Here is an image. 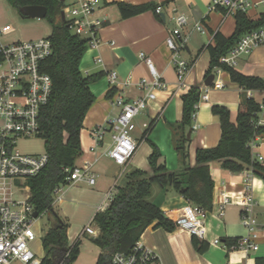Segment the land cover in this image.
<instances>
[{
    "label": "crops",
    "instance_id": "1",
    "mask_svg": "<svg viewBox=\"0 0 264 264\" xmlns=\"http://www.w3.org/2000/svg\"><path fill=\"white\" fill-rule=\"evenodd\" d=\"M73 1L69 0L67 3ZM210 1L100 0L98 2L93 14L94 18L102 22L97 33L98 45L96 48L85 51L79 63V69L84 76L99 74V77L89 85L95 100L83 119L79 134L81 155L75 162V165L82 166L85 161L93 162L94 158H97L91 167V172L96 177L94 185L89 186L84 183L90 189L97 187L96 190L90 191L96 192L97 197L88 203V208L93 213L92 218L97 213V208L103 203L106 190H109L115 181L116 186H119L125 173L131 169L149 172L147 157L151 152L150 147L141 152L139 158L136 152L125 167V172L117 178L123 169L103 155L110 145L109 134L104 136L103 142L98 146L91 137L93 129L104 127L116 115L117 108L112 104L116 94H120L127 100H134L144 97L151 90L154 91V99L137 117L139 128L133 132L132 136L138 147L142 144L140 142L147 143V140L156 145L161 154L160 162L169 171H178L181 168L173 148L172 134L168 125L178 123L181 119L182 95L194 85H198L200 91H204V75L209 66V54L206 48L212 45L213 35L218 32L227 38L232 35L235 28L233 16L225 15L220 9L209 11ZM250 1L258 2V0ZM117 3L135 6L155 4L160 7L161 20L151 10L122 19ZM178 14L186 17V25L180 30L179 37L175 39L176 43L184 42L179 58L187 64L194 61L182 81V86L177 81L171 62V52L165 43L170 32L176 27L174 18ZM246 14L250 19L256 20L263 14V8L258 5ZM197 24L202 26L204 33L196 30ZM139 53H143L151 60L160 76L163 88L153 89L149 85L146 89H141L137 86L142 79L151 81L148 68L139 59ZM232 68L242 75L264 80V47L256 48L248 55L239 56ZM112 72L116 74L114 84L109 81V74ZM212 74L214 80L219 81L223 87L209 88L206 92L207 100L200 104L193 116L188 147L190 166L195 163L197 148L214 147L220 138L218 118L212 115L211 107L217 105L227 108L230 119L234 122L240 103L242 90L236 83L231 82L228 73L214 69ZM112 89L115 93L112 97H107ZM250 92L251 98L256 103L259 105L264 103V90ZM153 119L156 120L155 126L146 139H142L143 125L147 126ZM259 120L264 124V110L259 114ZM255 144L252 153L254 156L262 157L264 164V139H257ZM209 174L214 184L212 209L206 212L203 221L206 234L201 240L208 245L207 250L198 253L192 246V236L184 230L175 228L172 232H167L161 228H154L152 225L144 231L140 241L159 256L162 264H255L256 258H264V182L248 170L231 173L221 169L216 162L209 164ZM77 186L76 184L64 186L53 207L57 204L62 206L66 203H76ZM245 195L251 199L246 214L256 220L253 243L257 249L247 252L240 247L226 249L221 244H212L215 239L218 241L237 239L240 242L248 237V229L241 221L244 209L232 203L231 199H228L226 204H222L225 196L235 200ZM151 198L165 218L173 223L180 216V209L188 204L182 196L171 190L154 188ZM221 206L223 209L220 215Z\"/></svg>",
    "mask_w": 264,
    "mask_h": 264
},
{
    "label": "trees",
    "instance_id": "2",
    "mask_svg": "<svg viewBox=\"0 0 264 264\" xmlns=\"http://www.w3.org/2000/svg\"><path fill=\"white\" fill-rule=\"evenodd\" d=\"M17 14L24 19L19 10L26 6H43L46 8V19L50 33L46 37L51 44V53L40 63V71L47 74L52 82V92L48 103L39 112V135L44 142V152L48 156L45 167L35 177L28 179L30 203L39 214H49V228L42 238L44 259L48 264H57L67 250V224L53 210V191L60 185L67 184L66 170H72L81 155L79 134L83 119L93 104L95 97L89 85L95 82L99 74L84 76L79 63L88 40L76 35L69 29V23L62 21L59 14L66 5V0H6ZM120 17L126 19L145 11H153L155 4L130 5L117 3ZM222 10V9H220ZM224 13V11L222 10ZM156 17L161 20L159 14ZM235 28L231 36L225 38L216 32L212 45L207 46L209 66L204 79L214 69L228 73L231 82L242 90L236 119H230L229 110L223 106H212L211 113L218 118L220 138L216 146L197 148L195 163L189 164L188 130L192 129L195 105L199 102L201 91L198 85L192 86L181 96V119L178 123L169 124L172 144L179 159L181 168L169 171L160 162L161 154L156 145L147 140L151 149L147 157L149 172L131 169L125 173L122 183L116 186V193L102 212H97L92 221L98 229V235L92 242L100 250L95 264H111L114 253H127L150 226L167 232L175 229V224L165 218L162 211L153 203L151 192L154 188L171 190L182 196L191 206L210 212L212 209L213 181L209 174V164L216 162L223 170L240 173L245 170L264 182V164L259 162L249 147V142L256 135H264V126H257L260 108L252 98H247L246 91H263L264 80L245 76L232 67L221 62V58L235 46L246 33L264 26V13L252 20L246 13L237 12L234 16ZM2 60L0 54V61ZM194 61L188 64L190 68ZM112 89L107 97H112ZM156 120L149 122L142 133V139L155 126ZM193 248L198 253L207 250L208 245L192 237ZM219 243L226 249L238 248L237 239H220ZM78 244L65 264H71L78 255ZM255 264H264V258H256Z\"/></svg>",
    "mask_w": 264,
    "mask_h": 264
},
{
    "label": "built area",
    "instance_id": "3",
    "mask_svg": "<svg viewBox=\"0 0 264 264\" xmlns=\"http://www.w3.org/2000/svg\"><path fill=\"white\" fill-rule=\"evenodd\" d=\"M100 0H74L67 3L62 9L64 21L68 22L69 29L78 36L88 40L87 49L96 48L98 45L97 33L102 26L99 19L93 17ZM261 5L264 13V0L253 3L250 0H211L209 11L222 9L225 15L234 16L237 12L247 13L252 8ZM160 7L155 9L160 14ZM175 29L166 38L165 43L171 52V62L174 66L177 81L183 85V79L189 71L188 64L179 58L184 42L176 43L180 30L186 25V17L182 14L174 18ZM196 30L204 33L200 24ZM13 31L9 25L0 28V35ZM264 47V26L244 34L235 46L221 58V62L233 67L235 60L241 55H248L253 50ZM51 53L50 41L45 37L32 41L14 42L11 44L0 43V264H48L44 256L38 257L34 250V242L40 238L39 214L33 217L34 207L30 203V189L27 181L35 177L45 167L48 156L44 152L39 155H27L16 149V143L23 139L38 137L39 135V112L45 106L52 92L50 77L40 71V63ZM139 59L145 63L151 76V81L142 79L138 87L146 89L163 88L160 76L153 67L151 60L143 53H139ZM109 81L114 84L116 74H109ZM222 84L213 80L210 86L201 91L199 102L195 105L197 110L202 102L207 100L206 92L209 88L220 89ZM247 98H251V92L246 91ZM155 97L151 90L144 97L127 100L120 94H116L112 104L117 108V113L104 127H97L91 131V137L96 146L103 142L104 136L109 134L110 145L103 153L121 169H125L137 149V142L132 134L139 128L137 117L147 108L149 102ZM260 113L264 110V103L259 105ZM257 126H264L258 119ZM147 126L143 125V129ZM257 139H264V135H256L250 142L252 150ZM262 163L263 158L255 156ZM93 162L85 161L82 166L75 165L72 170H66V185L85 183L94 185L96 177L91 172ZM122 175L120 172L117 176ZM65 185V186H66ZM64 186L60 185L54 189V202ZM116 193V181L104 195L103 203L97 208V212L104 211ZM228 199L232 203L241 206L244 211L241 221L248 229V237L238 243V247L245 251H255L253 243L255 237L254 227L256 220L246 214L250 206V197L241 196L233 199L225 196L222 204ZM239 199V200H238ZM220 207L219 214H222ZM206 211L200 208L184 205L180 209V216L174 222L175 228L186 231L190 236L200 240L205 238L203 221ZM96 237L98 229L93 221L85 225L67 243L64 257L57 264H65L72 251L73 245L80 242L84 236ZM212 244H220L217 239ZM111 264H162L159 256L152 250L146 248L140 241L135 242L127 253L117 252L111 257Z\"/></svg>",
    "mask_w": 264,
    "mask_h": 264
},
{
    "label": "rangeland",
    "instance_id": "4",
    "mask_svg": "<svg viewBox=\"0 0 264 264\" xmlns=\"http://www.w3.org/2000/svg\"><path fill=\"white\" fill-rule=\"evenodd\" d=\"M67 2L69 0H66V4ZM58 17L60 18V14ZM5 25L11 26L13 31L5 35H0V43L4 45L45 38L50 33V26L46 19H22L16 10L7 4L6 0H0V28ZM140 144V147L137 146L134 153L135 155L138 152V158L141 157V152L149 148L148 143L142 141ZM16 149L27 155H39L44 153V142L40 137H31L18 141L16 143ZM124 172L125 170L122 173ZM76 185H78L77 191L75 192L77 198L76 203H66L62 206L57 204L53 207V210L68 225L66 235L69 241L74 240L75 234L91 222L93 213L88 208V203L97 197L96 192H90L91 190H96L97 187L90 189L84 183H77ZM48 219L49 214L44 212L40 218V238L33 245V250L38 257L44 256L42 238L50 226ZM92 238L87 235L80 238L78 255L71 264L96 263L100 250L93 244Z\"/></svg>",
    "mask_w": 264,
    "mask_h": 264
},
{
    "label": "water",
    "instance_id": "5",
    "mask_svg": "<svg viewBox=\"0 0 264 264\" xmlns=\"http://www.w3.org/2000/svg\"><path fill=\"white\" fill-rule=\"evenodd\" d=\"M65 0H60V2H64ZM20 15L26 19H44L46 16V8L43 6H26L19 10ZM60 18L62 21H64L63 13H60ZM214 80V75L211 74L207 78L204 79L203 85L208 87L211 85V83ZM191 130H188L187 132V139H190ZM39 215L38 211L34 208L33 217L36 218Z\"/></svg>",
    "mask_w": 264,
    "mask_h": 264
}]
</instances>
